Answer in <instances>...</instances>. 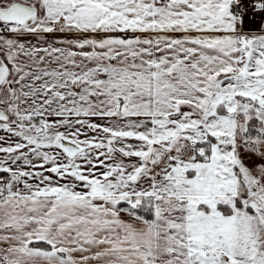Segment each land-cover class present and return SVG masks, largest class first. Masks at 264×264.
Instances as JSON below:
<instances>
[{"label":"snow or ice","instance_id":"1","mask_svg":"<svg viewBox=\"0 0 264 264\" xmlns=\"http://www.w3.org/2000/svg\"><path fill=\"white\" fill-rule=\"evenodd\" d=\"M0 264H264V0H0Z\"/></svg>","mask_w":264,"mask_h":264}]
</instances>
